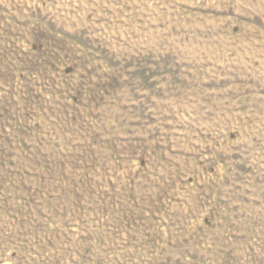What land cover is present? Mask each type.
I'll return each instance as SVG.
<instances>
[{
	"label": "rangeland",
	"instance_id": "374dc122",
	"mask_svg": "<svg viewBox=\"0 0 264 264\" xmlns=\"http://www.w3.org/2000/svg\"><path fill=\"white\" fill-rule=\"evenodd\" d=\"M0 264H264V0H0Z\"/></svg>",
	"mask_w": 264,
	"mask_h": 264
}]
</instances>
